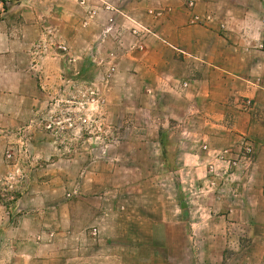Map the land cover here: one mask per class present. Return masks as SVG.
<instances>
[{
  "label": "crops",
  "instance_id": "obj_1",
  "mask_svg": "<svg viewBox=\"0 0 264 264\" xmlns=\"http://www.w3.org/2000/svg\"><path fill=\"white\" fill-rule=\"evenodd\" d=\"M85 71L124 105L103 149L133 170L108 210L61 207L58 225L30 202L28 226L6 225L0 200V264H264V2L0 0V198L4 152Z\"/></svg>",
  "mask_w": 264,
  "mask_h": 264
},
{
  "label": "rangeland",
  "instance_id": "obj_2",
  "mask_svg": "<svg viewBox=\"0 0 264 264\" xmlns=\"http://www.w3.org/2000/svg\"><path fill=\"white\" fill-rule=\"evenodd\" d=\"M106 78L94 80L91 72L85 71L81 85H70L64 97L57 94L55 98H48V103L40 109L27 131H21L15 149L4 152L5 160L11 164L9 173L4 175L7 179L2 186L4 195L0 198L6 207L1 211L6 225L21 223L28 226L31 223L27 216V202L36 208L44 205L49 208L50 223L56 225L59 224L61 207L73 209L79 206L82 210L98 206L101 212L108 210L107 195L103 194L114 184L119 186L125 171H132L133 167L114 165L110 161L113 155H123L124 151L103 149V145L113 137L107 132L111 123L108 120V112H116L118 119L115 124L125 126L124 105L116 108L111 106ZM91 92L93 95H90ZM136 103L132 98L127 100L128 107L132 108L131 112L137 109V106L134 107ZM130 125L135 126L137 123L133 121ZM114 138L117 141L123 140L121 135ZM30 141L36 143L34 147L29 145ZM8 153L10 158H7ZM127 154L134 156L133 151H128ZM131 171L129 176L133 177ZM44 178L51 180L45 188ZM111 178H115L116 182L111 181ZM44 189L46 199L41 197L39 202L38 196L35 200L31 198L30 195L34 191L36 195H43L40 193L44 192ZM116 190H119V187ZM149 190L155 192L156 187L151 185ZM79 195L83 200L78 198ZM115 200L116 207L120 200ZM13 202L15 207L10 211ZM5 212L10 213L7 215ZM88 217L86 214L80 215V219ZM118 220L122 221L123 218L119 217ZM103 222L108 220L105 218ZM53 264L62 263L53 261Z\"/></svg>",
  "mask_w": 264,
  "mask_h": 264
},
{
  "label": "built area",
  "instance_id": "obj_3",
  "mask_svg": "<svg viewBox=\"0 0 264 264\" xmlns=\"http://www.w3.org/2000/svg\"><path fill=\"white\" fill-rule=\"evenodd\" d=\"M260 1L264 2V0H260ZM190 6H192V4H190ZM196 21H197V23L199 22L198 20H196ZM60 49L63 51L66 50V48H64V47H60ZM90 95H93V92H91ZM253 152H254V148H253L252 143H250L248 140H244L242 143V150L240 152L239 157L236 160L231 161L230 165L233 167H236L239 164V161L249 159L252 156ZM7 158H10L9 153L7 155ZM91 235L93 237L97 236L98 231L95 228H93L91 230Z\"/></svg>",
  "mask_w": 264,
  "mask_h": 264
}]
</instances>
